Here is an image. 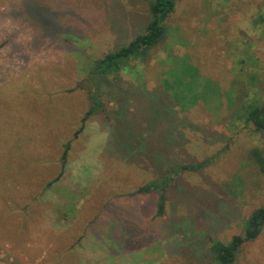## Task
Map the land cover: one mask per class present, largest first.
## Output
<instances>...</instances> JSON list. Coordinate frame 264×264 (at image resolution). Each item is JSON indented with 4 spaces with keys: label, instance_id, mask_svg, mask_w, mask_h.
<instances>
[{
    "label": "rangeland",
    "instance_id": "obj_1",
    "mask_svg": "<svg viewBox=\"0 0 264 264\" xmlns=\"http://www.w3.org/2000/svg\"><path fill=\"white\" fill-rule=\"evenodd\" d=\"M147 3L0 0V264H210L211 240L264 204L249 158L264 134L242 109L264 102V0H176L147 60L87 83ZM200 162L160 216L157 193L135 192ZM234 264H264V227Z\"/></svg>",
    "mask_w": 264,
    "mask_h": 264
},
{
    "label": "trees",
    "instance_id": "obj_2",
    "mask_svg": "<svg viewBox=\"0 0 264 264\" xmlns=\"http://www.w3.org/2000/svg\"><path fill=\"white\" fill-rule=\"evenodd\" d=\"M175 3L176 0H148L149 19L143 31L134 35L126 45L111 50L102 57L95 59L86 82L96 84L109 74H117L130 69L132 61L147 60L152 48L165 38V20L174 10ZM88 86L91 88L90 85ZM90 98L91 105L82 116L81 124L74 133V136L82 130L85 120L100 108L101 103L96 93H92ZM242 109L246 121L251 122L257 131L264 134V102L261 104L251 102L244 105ZM69 148L70 141H67L64 143L60 157L62 170L59 172L57 178L62 174ZM249 158L264 175V152L259 148H252L249 152ZM202 164L203 162L177 166L168 172L162 173L157 179L138 187L135 192L148 193L152 191L157 193L156 215L160 216L164 212L166 188L174 179L175 174L182 169L196 170ZM263 227L264 204L256 207L249 213L243 222L241 233L233 235L227 242L211 240L209 246L210 253L212 254L210 264H234L242 245L256 239Z\"/></svg>",
    "mask_w": 264,
    "mask_h": 264
}]
</instances>
